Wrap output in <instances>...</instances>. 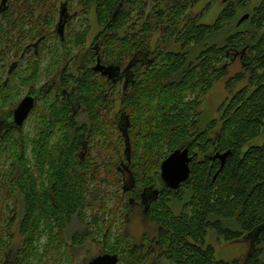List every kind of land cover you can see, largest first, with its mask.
<instances>
[{"label": "trees", "instance_id": "16d2710c", "mask_svg": "<svg viewBox=\"0 0 264 264\" xmlns=\"http://www.w3.org/2000/svg\"><path fill=\"white\" fill-rule=\"evenodd\" d=\"M162 1L152 7L148 0H17L3 11L0 104L8 95L13 109L20 84L38 85L44 54L51 58L45 74L58 76L56 85L39 91L33 136L17 127L0 132V186L14 202L0 211V264H76V249L89 240L102 245L101 253L117 254L118 264H146L155 252L153 264H264V0L253 8V0H223L212 23L202 22V11L189 14L199 0ZM42 2L54 16L36 21L34 8ZM68 4L78 16L94 12L100 28L80 61L69 46L83 47L90 27L67 28L65 39L54 30L59 5ZM242 11L249 18L239 23ZM28 35L41 36L27 43ZM54 37L60 44L47 50ZM237 53L241 70L230 76ZM98 60L130 75L113 118L118 85L94 70ZM218 81L230 94L219 117L204 125L205 96ZM97 137L100 157L116 140L119 148L99 166L89 156ZM185 148L191 175L172 189L161 164ZM227 151L222 165L215 156ZM104 178L122 189L114 207L111 191L93 186ZM138 205L154 224L139 242L128 231ZM210 231L226 242H247L248 252L218 259L207 243Z\"/></svg>", "mask_w": 264, "mask_h": 264}, {"label": "rangeland", "instance_id": "374dc122", "mask_svg": "<svg viewBox=\"0 0 264 264\" xmlns=\"http://www.w3.org/2000/svg\"><path fill=\"white\" fill-rule=\"evenodd\" d=\"M17 0H13L14 3H16ZM155 1V0H154ZM153 0H148V2L151 4V6L153 7L154 4ZM260 3V0H253L251 1V3L249 4L248 7L253 8L254 6L258 5ZM30 4H33L32 1L30 2ZM226 3L223 2V0H199L196 1L195 4L193 5V7L189 10V14L194 16L197 14H200L201 11L203 13L202 16V22L204 23H212L215 21V19L218 17V15L220 14V12L223 10V7H225ZM48 5L43 6V2L42 4L40 3L38 6H36L34 9V20H38L37 18H44L45 16H49V18H53L54 14L53 10L52 13L48 10ZM75 7L71 8V11H74ZM248 10V9H247ZM246 11H242L239 15V17L244 16L243 14ZM48 18V20H49ZM32 20L33 17H29V20ZM58 19V15H56L55 18V25L57 23ZM35 21V22H36ZM43 20L40 21V27H42L43 25ZM86 26L90 27L89 33L87 35L86 38V42L85 45L81 48H76L73 46V44L69 46L70 50L72 51V54L76 53L75 55H77L78 61H80V59H83V55L85 53H87L89 51V49L92 48L94 40L97 36V34L99 33V26L97 24V20H96V16L94 14V12H91L87 17L85 16H77L75 18H73L68 25L69 30H72L74 32H79L81 30H83ZM31 25L28 23L26 24L25 28L28 29L30 28ZM41 35H35V36H30L28 35V37L25 39V41L27 43H34L37 42V40L39 39ZM160 38V36L158 34L155 35L154 38V43ZM16 40V39H15ZM54 42L56 44H60L56 38L54 37L51 41L49 42H45L46 46H47V50L50 47H54ZM42 45V44H41ZM42 46H40L41 49ZM155 47V46H153ZM12 59V55H10V59ZM50 55L48 54H44L42 57V68L46 69V66L50 60ZM241 61L236 60L235 64H230L228 66L229 69V75L233 76L235 75V73H237L238 71L241 70ZM96 62L93 64L94 66H96ZM22 66H25V62L22 63ZM45 69L44 71H42L41 74V79L39 80L38 84L42 83V82H46L49 78V76H47L45 74ZM3 74V71L0 72V77H2L3 79L6 78V74L5 75H1ZM16 80V79H15ZM122 86V85H120ZM20 91H21V96L23 97L26 92H27V86L25 85H21L20 84ZM121 87L116 88L115 92V97H116V102H115V106H114V110L110 111L109 117H112L115 115V112L121 107V96H122V91L120 89ZM229 91L226 90V85H225V81H218L214 84V86L212 87V89L208 92V94L205 96V102H204V114H203V124H207L210 120H212L215 117H219L220 115V107L224 104V102L227 100L228 96H229ZM18 98V97H17ZM15 98V99H17ZM20 98V96H19ZM6 100L7 102L5 103H1L0 104V118L2 117V115L5 116V112L8 111V109L10 107H12V104L9 103L10 101V97L7 95L6 96ZM15 102H19L18 99ZM11 105V106H10ZM116 109V110H115ZM33 112V111H32ZM31 112L30 116L28 117V119L25 121L23 129H24V134H28V135H34L36 128H35V116L33 115V113ZM80 118L82 120L87 118V114H84V112H80ZM4 118H1L0 121H2ZM4 130V129H2ZM98 138L97 140L93 139V147L90 151V157L93 158L96 162V166L102 164V162L104 160L108 161L111 158V154L110 152H114V150H112L113 148H117V140L116 143L114 142L112 144V147L108 150L104 152V157H100L99 154H101L100 151V147L99 146H94L97 142H98ZM119 150V148H117ZM115 155V154H114ZM117 156V155H116ZM115 156V157H116ZM0 165L2 166V164L4 163V160L0 161ZM3 171V168L1 169ZM3 173V172H2ZM3 176V175H2ZM0 177V181L2 182L4 180L3 177ZM105 177V172L102 174V178ZM105 183L103 181L101 182H94L93 186L97 185L102 187L103 189H108L110 193L109 197V206L110 207H114L116 205V197L122 195V189L115 184V179H111V183H109L107 181V179H105ZM3 183V182H2ZM99 197L102 196V193H99ZM113 196H112V195ZM94 195H98V193L95 192ZM127 196H125L126 198ZM118 200V199H117ZM14 206V202L13 201H6V196H5V192L3 191L2 187L0 186V211L2 209H5L4 211H6L8 208H13ZM173 207L174 210L176 212H180L181 208H182V204L179 202H175L173 203ZM98 208V207H97ZM124 213L123 209L118 212L117 214V220H116V228L121 227L122 225V221L123 219L119 216H121ZM91 219V218H90ZM89 219V220H90ZM129 225H128V231L129 233L139 242L141 240V238L143 237V235L145 233H148L149 235H152L153 233V229H154V224L152 222H150L147 217H146V213L144 211V207H141L140 205H138L137 207H135L134 212H132V214L129 217ZM45 241V239L43 240V242ZM14 247L16 245H18L20 243V237L19 235H17V239H15V241L13 242ZM207 243L213 244L215 246L216 249V256L218 259H224V260H231L237 257H242L243 255H245L248 252L249 249V245L247 242L244 241H239V242H226L224 239L222 238H218L216 234H214L213 232H209L208 236H207ZM102 252V245L98 244V241L94 240H89L88 242H86L85 245H83L82 247H79L78 249H76V264H87L88 261L98 255L101 254ZM156 253V252H155ZM152 254L149 258V260L147 261L146 264H153L154 263V259L157 256V254ZM7 264H13V262H8ZM48 264H51L50 262H48ZM157 264H169L168 261L165 260H161L160 262H158Z\"/></svg>", "mask_w": 264, "mask_h": 264}, {"label": "water", "instance_id": "95a60500", "mask_svg": "<svg viewBox=\"0 0 264 264\" xmlns=\"http://www.w3.org/2000/svg\"><path fill=\"white\" fill-rule=\"evenodd\" d=\"M66 8L62 12L60 23L58 25V33L62 39L65 38L64 36V28L65 22L67 17L65 18ZM249 18V14H245L240 18L239 23L243 22ZM119 67L110 65L106 66L102 64L100 60L97 61L96 66L94 67L95 71L102 73L103 75H108L109 78L113 79L114 71L118 70ZM35 96L33 94H28L18 105L11 112L12 125H8V127H17L22 129L24 126L25 121L30 116L33 108L35 107ZM5 120L3 119L0 122L4 124ZM1 129V128H0ZM230 155V151L225 153H218L216 154L215 158H220L222 160V165L225 164L227 157ZM192 162V156L190 155L189 149H177L168 155L161 164V177L165 184L172 188L178 189L181 184L188 180L191 175V167L190 164ZM119 263V256L117 254L105 253L98 255L92 258L88 264H118Z\"/></svg>", "mask_w": 264, "mask_h": 264}, {"label": "flooded vegetation", "instance_id": "af4514ba", "mask_svg": "<svg viewBox=\"0 0 264 264\" xmlns=\"http://www.w3.org/2000/svg\"><path fill=\"white\" fill-rule=\"evenodd\" d=\"M154 1V0H153ZM170 0H163L162 2H169ZM13 0H0V16L2 15V13H3V11H8V10H11L12 8H13ZM64 8H66V12L64 13L65 14V18L67 17V19H66V22H65V28H64V36H65V34H66V32H67V28H68V25H69V22L73 19V18H75V17H77L78 16V10H76V9H73L74 11H71V8H70V6H69V4L68 5H59V10H58V21H57V23H56V26H55V31H56V33L57 34H59L58 33V25H59V23H60V19H61V15H62V12L64 11ZM10 25H12V24H10ZM65 39V38H64ZM234 60L236 61V60H239V61H241V56L237 53V54H235V58H234ZM241 63V62H240ZM102 64H104V65H106V66H110V65H114V66H117V67H119L118 68V70H116V71H114V77H113V79H111L113 82H115L117 85H118V87H121L122 88V90L125 88H127L128 87V83H129V79H130V75L129 74H127L128 72V70H126V68H123V67H121V65H118V64H116V63H104V62H102ZM9 73H10V71H9ZM57 74L55 75V74H53V75H50L49 76V78H48V80L46 81V82H42V83H40V84H38L37 86H33V87H29V88H27L28 90H27V92H26V94L22 97V96H20V100H19V102L17 103V105H16V107H14L13 109L10 107L9 109H8V111H6L4 114H5V116L4 115H2V117L1 118H4V120H5V122H4V124H1V126H0V132L2 131V129H4V128H8V125H12V121H11V118L9 117V116H11V112L15 109V108H17L18 107V105L20 104V102L28 95V94H33L34 96H35V98H36V100H35V104L37 103V101L39 100V98H40V96H41V94H40V90L41 89H43V88H45V86H47V87H53L54 85H56V79H57ZM109 77V76H108ZM126 82V83H125ZM128 84V85H127ZM120 85H122V86H120ZM71 100H72V105H73V107H74V111H76L77 110V105H76V95L75 94H73L72 95V97H71ZM122 117V116H121ZM0 118V119H1ZM1 122V121H0ZM141 207H142V205H140ZM101 254H105V253H101ZM101 254H98V255H101ZM112 254V253H111ZM98 255H96V256H98ZM96 256H94V257H96ZM94 257H92V258H94ZM91 258V259H92ZM90 259V260H91ZM89 260V261H90ZM88 261V262H89ZM88 264V263H87Z\"/></svg>", "mask_w": 264, "mask_h": 264}]
</instances>
